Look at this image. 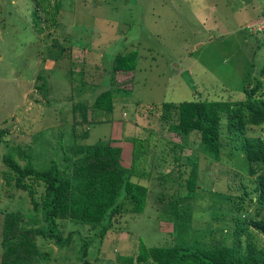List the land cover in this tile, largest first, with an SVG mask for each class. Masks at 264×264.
Instances as JSON below:
<instances>
[{
  "label": "rangeland",
  "instance_id": "rangeland-1",
  "mask_svg": "<svg viewBox=\"0 0 264 264\" xmlns=\"http://www.w3.org/2000/svg\"><path fill=\"white\" fill-rule=\"evenodd\" d=\"M49 2L51 9L43 12L40 0L39 7L37 0H0V157L17 146L40 170L50 159L61 162L67 145L110 140L121 148L126 166L136 137L149 149L148 174L132 178L146 187L140 213H133L122 196L99 243L88 234V225L56 219L69 243L58 248L37 237L46 259L36 264H123L120 258L133 259L140 243L151 247L178 241L179 222L187 244H233L236 221L252 214L246 199L244 212L234 209L236 197L243 194L239 184L248 193L245 198L252 197L253 177L246 174L239 150L242 135L227 133L222 111L221 153L219 159L209 158L199 150L196 132L182 138L170 129L175 109L169 105L164 111L160 103H232L256 80L262 84L254 95L264 92V0H61L56 12ZM34 9L40 10L37 24ZM128 51L136 52L135 70L115 73V54ZM104 90L111 95L109 117L73 122L72 106L81 100L90 105ZM154 103L165 114L162 119L152 110ZM85 113L90 117L88 108ZM78 114L74 112L76 118ZM243 135L264 136L259 126L250 125ZM174 155L179 160L173 162ZM187 155L195 160L190 195ZM7 170L0 160V228L1 212H32L27 193L5 182L2 172ZM24 180L38 200L41 183ZM34 216L40 219L39 213ZM246 232L239 235L241 247L245 241L264 247L258 232L250 227ZM82 237L92 239L84 257L77 251Z\"/></svg>",
  "mask_w": 264,
  "mask_h": 264
},
{
  "label": "trees",
  "instance_id": "trees-1",
  "mask_svg": "<svg viewBox=\"0 0 264 264\" xmlns=\"http://www.w3.org/2000/svg\"><path fill=\"white\" fill-rule=\"evenodd\" d=\"M37 1L36 5L39 7V0ZM40 2L43 3L41 11L47 12L49 8L51 9L49 0ZM51 5L56 12L62 7V2L53 0ZM38 12L35 9L32 12L34 24H37ZM53 14L54 12H50L51 16ZM114 58L115 73H132L135 70V51L115 54ZM261 84L260 80H256V84L250 89L242 88L243 98L232 103L206 100L181 101L176 106L169 101L160 103L164 111L169 105L175 109L176 122L170 129L180 134L182 138L193 131L196 132L198 148L209 158L219 159L221 153L222 111L225 112L227 133L242 135L239 150L242 153L246 174L253 177L252 197L245 198L248 193L244 185L239 184L238 187H243V194L236 197L238 202L234 209L237 212H244L246 199L252 208V214L244 215L240 224L236 221L237 237L233 244L209 247L199 246L196 242L187 244L184 237L185 226L179 222L175 224L178 241L169 246L151 247H145L140 243L139 251L133 259L120 258L123 264H264V247L256 249L249 241H245L241 247L242 241L239 238V235L244 234L249 227L264 238V136L243 135L245 125L259 126L264 134V92L258 96L254 95ZM110 97V92L104 90L95 96L90 105H87L85 100L76 102L71 109L73 122L77 120L85 124L90 121L97 122L96 115H102L107 119L112 109ZM150 106L156 112L160 110V107L159 110L156 109V103ZM87 108L90 112L88 118L85 113ZM74 112L79 113L77 118ZM158 115L161 119L165 117L160 111ZM72 131H75L74 126ZM87 132L86 129L81 133L86 135ZM3 133L4 130L0 129V137ZM131 141L129 163L126 166L121 161V148L112 145L110 140L67 145L62 150L61 162L50 159L48 166L40 170L31 163V155L17 146L12 147L9 152H4L0 157L8 168L6 172H2L4 180L7 184L12 181L15 188L27 193L32 212L25 216L20 210L1 212L0 264H36V260L46 259L45 253L38 249L37 237L51 242L58 248L67 246L69 236L61 235L56 219L88 225L90 228L88 234L92 233L91 238L95 236L99 243L111 223V218L118 211L120 205L118 200L122 196L131 203L133 213H140L145 203L146 187L132 178L148 174L145 169L147 164L145 158L149 149L136 137H132ZM179 148L181 150V147ZM172 158L173 162L179 160L175 155ZM17 159L23 163H18ZM185 159L192 167L185 179L190 195L194 189L195 160L189 155L185 156ZM182 174L183 171L179 172L175 183L178 184ZM24 179L41 183L42 190L38 200L34 197L31 183ZM36 213L40 214L41 223L35 218ZM91 238L82 237L78 240L77 251L80 256L86 255Z\"/></svg>",
  "mask_w": 264,
  "mask_h": 264
}]
</instances>
